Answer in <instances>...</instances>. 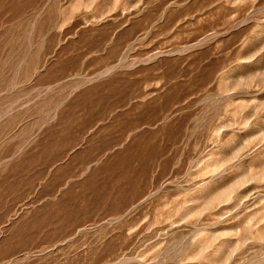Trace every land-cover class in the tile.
Returning <instances> with one entry per match:
<instances>
[{"label": "rangeland", "instance_id": "374dc122", "mask_svg": "<svg viewBox=\"0 0 264 264\" xmlns=\"http://www.w3.org/2000/svg\"><path fill=\"white\" fill-rule=\"evenodd\" d=\"M0 264H264V0H0Z\"/></svg>", "mask_w": 264, "mask_h": 264}]
</instances>
